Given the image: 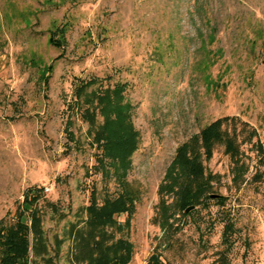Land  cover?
I'll list each match as a JSON object with an SVG mask.
<instances>
[{"label":"rangeland","instance_id":"obj_1","mask_svg":"<svg viewBox=\"0 0 264 264\" xmlns=\"http://www.w3.org/2000/svg\"><path fill=\"white\" fill-rule=\"evenodd\" d=\"M119 104L125 162L102 148ZM224 118L207 159L200 133ZM125 183L134 210L92 229L128 242L129 264L264 263V0H0V223L41 189L30 262L87 264V208Z\"/></svg>","mask_w":264,"mask_h":264},{"label":"trees","instance_id":"obj_2","mask_svg":"<svg viewBox=\"0 0 264 264\" xmlns=\"http://www.w3.org/2000/svg\"><path fill=\"white\" fill-rule=\"evenodd\" d=\"M53 46L61 48L59 44L51 39ZM115 94L121 96L123 88H115ZM126 106L118 105L114 107L116 116L112 120L106 121L102 129L103 157L117 159L125 162L137 149L135 133L126 123ZM125 110V111H124ZM228 118L220 119L207 126L200 133V140L205 149L206 158L213 156V149L216 142L221 140V128ZM179 163L196 177H202L203 170L199 166L196 158H189L186 148L178 152ZM122 193L115 201L105 203L102 208H97L91 204L87 208L89 219L87 223L91 229L95 225H105L112 223L114 216L130 214L139 200V192L136 187L129 183L121 185ZM41 189L30 187L23 195L24 201L21 212L16 222L11 227H6L0 223V264H35L30 262V253L33 251L35 256H40L47 251L43 232L41 231L42 220L37 209L41 198ZM189 201L184 200L185 211L193 202V196ZM78 233V231H77ZM78 233V238L81 237ZM93 241L94 257L87 264H129L132 258L131 245L123 240L113 242V235L108 231H87L86 235ZM32 239V240H31ZM33 242V246L31 245ZM154 260L153 258L151 259ZM154 264H158L154 261Z\"/></svg>","mask_w":264,"mask_h":264},{"label":"water","instance_id":"obj_3","mask_svg":"<svg viewBox=\"0 0 264 264\" xmlns=\"http://www.w3.org/2000/svg\"><path fill=\"white\" fill-rule=\"evenodd\" d=\"M210 198H211V199H216V198H218V196L212 195ZM193 208H194V207H190V208H188L185 212H186V213H189L191 210H193Z\"/></svg>","mask_w":264,"mask_h":264},{"label":"built area","instance_id":"obj_4","mask_svg":"<svg viewBox=\"0 0 264 264\" xmlns=\"http://www.w3.org/2000/svg\"><path fill=\"white\" fill-rule=\"evenodd\" d=\"M46 191H49V189L46 188ZM258 264H264V263H258Z\"/></svg>","mask_w":264,"mask_h":264}]
</instances>
